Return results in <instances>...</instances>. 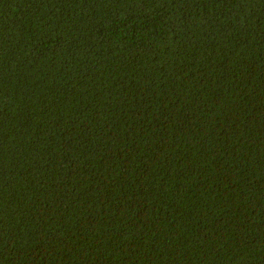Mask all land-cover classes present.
Instances as JSON below:
<instances>
[{"label": "trees", "instance_id": "trees-1", "mask_svg": "<svg viewBox=\"0 0 264 264\" xmlns=\"http://www.w3.org/2000/svg\"><path fill=\"white\" fill-rule=\"evenodd\" d=\"M0 264H264V0H0Z\"/></svg>", "mask_w": 264, "mask_h": 264}]
</instances>
